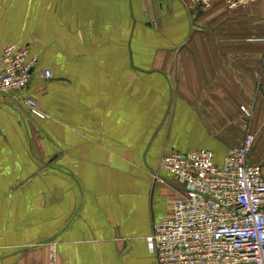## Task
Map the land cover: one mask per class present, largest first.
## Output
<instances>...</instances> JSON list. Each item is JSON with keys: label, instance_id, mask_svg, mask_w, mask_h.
I'll return each mask as SVG.
<instances>
[{"label": "crops", "instance_id": "obj_1", "mask_svg": "<svg viewBox=\"0 0 264 264\" xmlns=\"http://www.w3.org/2000/svg\"><path fill=\"white\" fill-rule=\"evenodd\" d=\"M189 5L0 0V57L13 44L37 60L23 92L0 93V264H49L50 245L57 264H157L172 152L220 167L250 132L264 177V0Z\"/></svg>", "mask_w": 264, "mask_h": 264}, {"label": "built area", "instance_id": "obj_2", "mask_svg": "<svg viewBox=\"0 0 264 264\" xmlns=\"http://www.w3.org/2000/svg\"><path fill=\"white\" fill-rule=\"evenodd\" d=\"M215 0H189L188 9H210ZM256 0H224L239 8ZM37 60L27 49L4 46L0 57V93L23 92ZM41 76L50 79L49 71ZM29 112L39 111L31 98L22 99ZM252 118L251 110L241 108ZM254 136L247 132L240 145L230 149L223 164H215L209 150L172 152L160 160V168L173 176L178 187L171 216L154 225L147 238L157 264H264V177L250 163ZM49 264H57L50 245Z\"/></svg>", "mask_w": 264, "mask_h": 264}]
</instances>
